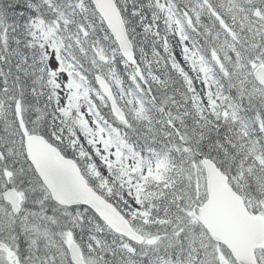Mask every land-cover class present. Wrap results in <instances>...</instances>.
<instances>
[{
    "label": "snow or ice",
    "instance_id": "snow-or-ice-1",
    "mask_svg": "<svg viewBox=\"0 0 264 264\" xmlns=\"http://www.w3.org/2000/svg\"><path fill=\"white\" fill-rule=\"evenodd\" d=\"M0 264H264V0H0Z\"/></svg>",
    "mask_w": 264,
    "mask_h": 264
}]
</instances>
